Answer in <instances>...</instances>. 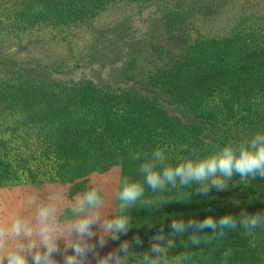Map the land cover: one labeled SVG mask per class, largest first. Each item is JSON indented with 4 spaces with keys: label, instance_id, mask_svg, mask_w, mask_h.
<instances>
[{
    "label": "trees",
    "instance_id": "obj_1",
    "mask_svg": "<svg viewBox=\"0 0 264 264\" xmlns=\"http://www.w3.org/2000/svg\"><path fill=\"white\" fill-rule=\"evenodd\" d=\"M132 1L141 0H21L14 19L26 27L75 26L111 4ZM164 13L173 23L187 16L181 8ZM239 20L231 32L190 40L137 79L132 80L126 68L122 74L134 85L93 79L45 82L35 74L7 69L15 76L0 82V184L39 179L73 182L115 164L121 166V178L142 182L143 157L133 160V152L150 154L157 146L179 149L188 145L182 155L190 156L192 150L206 155L215 146L264 131V14H245ZM21 131L38 132L41 142L42 158L39 162L35 157L26 159L25 169L19 168L18 158L11 154L14 138H7ZM255 179L264 183L260 177ZM161 196L177 199L178 193L171 188L154 193L145 185L143 201ZM141 207L142 202H137L130 210L129 231L146 238V249L161 221L169 232L172 218L239 214L215 189L207 197L193 193L183 203ZM255 209L264 211L263 192ZM176 243L179 246L169 254L188 251L193 254L190 264H225L223 253L228 249L232 255L226 264H264V229H258L254 237L243 230L226 231L223 238L199 247L189 244L187 235L176 238Z\"/></svg>",
    "mask_w": 264,
    "mask_h": 264
},
{
    "label": "rangeland",
    "instance_id": "obj_2",
    "mask_svg": "<svg viewBox=\"0 0 264 264\" xmlns=\"http://www.w3.org/2000/svg\"><path fill=\"white\" fill-rule=\"evenodd\" d=\"M20 2L0 0V82L13 79L14 73L6 70L14 69L35 74L37 80L45 82L93 79L113 85H134L135 82L128 81L122 74L126 68L130 78L137 79L153 64L167 61L172 53L181 50L190 40L231 32L245 14H264V0H141L111 4L81 25L26 27L14 19ZM169 8L184 9L186 18L176 23L168 21L164 12ZM173 109L184 112L183 108ZM9 137L14 138L10 145L11 154L18 158L20 169H25L26 159L30 161L35 157L36 162L40 161L38 132L21 131ZM105 178L110 182L103 186L104 211L111 215L117 206L115 193L121 179L120 164L92 172L73 182L39 179L3 183L0 184V204L6 209L5 214L23 210L25 215H32L34 210L23 208L28 194L37 193L43 199L51 193H58L64 199L61 217L71 219L69 207L73 199L89 187L100 185ZM261 192L264 193L261 180L249 179L244 185L236 175L229 182V189L220 191L230 205L238 208V213L241 209L255 213ZM134 236L128 231L126 236H120V240H131ZM140 237L144 242L146 238ZM118 244L119 241L109 239L103 249H98L99 255H105ZM133 250L143 252L146 247L144 243L134 245ZM89 260L96 264L94 257L90 256ZM129 264H135L134 258Z\"/></svg>",
    "mask_w": 264,
    "mask_h": 264
},
{
    "label": "clouds",
    "instance_id": "obj_3",
    "mask_svg": "<svg viewBox=\"0 0 264 264\" xmlns=\"http://www.w3.org/2000/svg\"><path fill=\"white\" fill-rule=\"evenodd\" d=\"M186 150L188 145L179 149L170 145L157 146L150 154L131 153L133 160L143 157L139 172L144 179L142 182L129 176L120 179L115 193L118 203L111 215L104 211L103 186L110 182L107 178L73 199L69 207L71 219H62L64 199L58 193L43 199L37 193L28 194L23 208L34 210L32 215H25L23 210L5 214L6 209L0 204V264H30V261L31 264H60L54 258L56 255L62 256V264H91L90 256L96 259V264H129L131 258L135 264H190L193 254L188 251L169 254L179 246L178 237L187 235L188 243L199 247L223 238L226 231L243 230L254 237L258 229H264V211L249 213L241 209L239 214L226 213L219 218L213 215L202 219L172 218L169 232L164 231L161 221L160 228L149 238V248L143 252L133 250L134 245L143 244L139 234L131 240H120L132 227L130 210L137 202H142V207L156 204L160 208L167 203L191 200L193 193L207 197L212 189L225 191L234 175L244 185L249 179H264V131L222 147L215 146L206 155L194 150L190 156L182 155ZM145 185L154 193L175 189L178 198L161 196L143 201ZM147 224L153 227V223ZM109 239L119 241L118 246L100 256L98 249H103ZM183 243L181 239L180 245ZM231 255V249L225 250V264Z\"/></svg>",
    "mask_w": 264,
    "mask_h": 264
},
{
    "label": "crops",
    "instance_id": "obj_4",
    "mask_svg": "<svg viewBox=\"0 0 264 264\" xmlns=\"http://www.w3.org/2000/svg\"><path fill=\"white\" fill-rule=\"evenodd\" d=\"M61 247H63V243H62V242H61ZM54 258H55L57 261H59L60 264H62V256H60V255H56ZM30 264H31V261H30Z\"/></svg>",
    "mask_w": 264,
    "mask_h": 264
}]
</instances>
